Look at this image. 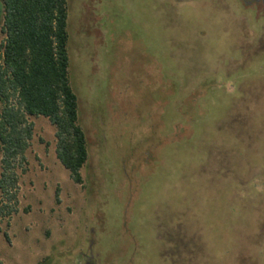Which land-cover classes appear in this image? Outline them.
Listing matches in <instances>:
<instances>
[{
    "label": "rangeland",
    "instance_id": "374dc122",
    "mask_svg": "<svg viewBox=\"0 0 264 264\" xmlns=\"http://www.w3.org/2000/svg\"><path fill=\"white\" fill-rule=\"evenodd\" d=\"M66 2L83 183L30 117L0 264H264V4Z\"/></svg>",
    "mask_w": 264,
    "mask_h": 264
},
{
    "label": "trees",
    "instance_id": "16d2710c",
    "mask_svg": "<svg viewBox=\"0 0 264 264\" xmlns=\"http://www.w3.org/2000/svg\"><path fill=\"white\" fill-rule=\"evenodd\" d=\"M66 28V0H0V196L13 206L15 168L26 162L33 136L30 117L55 128L57 160L74 184L83 183L88 156L68 80Z\"/></svg>",
    "mask_w": 264,
    "mask_h": 264
},
{
    "label": "flooded vegetation",
    "instance_id": "af4514ba",
    "mask_svg": "<svg viewBox=\"0 0 264 264\" xmlns=\"http://www.w3.org/2000/svg\"><path fill=\"white\" fill-rule=\"evenodd\" d=\"M246 4H250L252 2H262L264 4V0H243Z\"/></svg>",
    "mask_w": 264,
    "mask_h": 264
}]
</instances>
